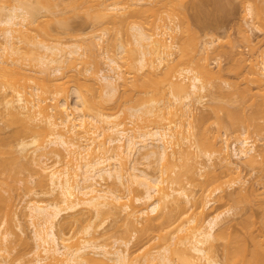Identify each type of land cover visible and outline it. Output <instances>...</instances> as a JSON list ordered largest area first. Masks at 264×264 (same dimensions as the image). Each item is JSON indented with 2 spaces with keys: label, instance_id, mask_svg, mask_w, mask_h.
Returning <instances> with one entry per match:
<instances>
[{
  "label": "bare ground",
  "instance_id": "obj_1",
  "mask_svg": "<svg viewBox=\"0 0 264 264\" xmlns=\"http://www.w3.org/2000/svg\"><path fill=\"white\" fill-rule=\"evenodd\" d=\"M12 1V4H7L8 0H5L6 4L4 3V5L3 1H0V4L2 3V6H0V116L2 115L3 117L2 111L7 113L8 117L5 120L8 125L15 126L12 131L14 136L19 137L21 135L22 137L25 134L28 138H25V136L20 137L17 149L16 147L13 148L12 142H9L11 139L8 138L9 135H6L8 133L5 134L7 137L2 135L3 137L0 139V263L4 261L7 264L5 260L7 256H10V251L12 252L14 249H11L12 247L9 248L12 243L13 245L15 244L14 238L13 240L10 238L15 233L11 229V221L16 220L19 230L22 232L21 234L24 235L26 228L24 227L25 223L23 224V218L26 217L29 223L25 222L29 224V227L31 226V241L33 240L32 242L34 243L29 245V239L28 241L25 239L29 238L27 236L19 238L20 242H22V238L23 240L25 239L21 244L24 245L25 249L27 247L29 249L26 251L19 249V252L14 256L15 258L12 257L13 264H16V262L18 264H264V241L261 238L260 243H258L259 234L257 235L259 238H256L257 236L252 234L253 231H250L252 230L251 224L255 221L252 219L253 212L250 211L251 209L247 207L240 209L242 210L240 213L242 217L239 216L242 219L237 224L243 227L240 231H243L244 236L239 234L238 237L230 232L229 229H232V227H218L220 225L219 222L222 220L221 218H223L222 216H226V213L230 214L232 208L226 212L218 211L215 214L211 210V204L216 200L214 195L218 194L216 198L220 199V201L224 199L223 196L225 194L223 195L222 193L223 179L226 177L231 180L233 178L237 180L242 178V169L239 162L244 163L250 169L257 170L260 174L258 179L264 183V143L256 148V140L259 141L261 139V142L264 140V50L258 52L256 51L257 45L254 46L256 47V50L253 49L254 61L248 58L251 72L247 69L248 72L244 76H241V70V74L239 73L244 79L249 76V72L252 73L253 77L251 75V78L255 82L254 84H257V88H260L259 92L253 94L252 91L251 93L250 91H245L246 93H243L244 87L242 89L243 94L240 91L241 94L237 95L239 98H234V93L236 96L237 91H233L234 86L231 87L232 85H230L232 92H234L233 96L231 95L232 93L228 96L229 93L225 94L226 92L223 91V95L221 96V93L220 95L218 94V100H215L211 105L214 115L211 118L209 113L210 117H208L212 120H209V122L215 123V125L213 124L215 130L212 128V131L211 127H207L209 125L205 115V118L202 116V119L198 120L200 121V123L198 122L200 129L198 127L196 129L199 130V133L195 131L196 129L192 130V132L190 130L195 127L190 126L191 123L189 122V119L193 118L191 107L195 106L193 105L194 103L203 101L206 96L204 91L206 92V85L209 82L205 83L204 81L208 80L209 78L207 79V77L212 76L215 72H211L212 70L207 66V63V65L203 64L200 67L201 69L198 73L199 68L194 66L195 69L191 62L197 54L194 57L190 54L192 59L190 57L189 59L191 61L188 60V65L187 62L184 63L189 56L187 48L182 41L179 44L172 42L170 34L168 35V31L175 32L179 26L172 28L167 22V25H162L161 29H164L162 31L160 25L155 27L154 25L156 24L152 23L154 29L152 33H148V30H144L145 28H142L141 25L132 24L128 26L131 32V35L129 34L131 37H129L132 40L125 39L126 45L130 41V44H128L130 46L126 47V49L122 45L123 43L118 42L121 40V37L117 36L119 30L115 31V27L118 29L117 24L121 26L120 23L116 24L115 22L121 20L118 15L123 13L120 11L123 10L122 6L120 8L115 1L111 4L108 3V5L105 2L106 6L104 9L106 8L109 14L108 18L110 17L112 21L106 20L107 16L104 18H106L107 22L111 21L113 30L109 28L112 32L111 30L108 31L107 26V30H105L106 28L103 29L102 34H94L91 37V41L94 44L93 46L99 45V41L106 36L108 42H105L109 43L108 46L111 48L112 55H110V52L104 53L105 68L101 69L100 72L98 71L99 74L93 75L94 73L90 72L89 68L81 69L82 72L76 66L81 61V64H83L82 58L86 54V52L83 53V49L81 51V47L77 44L67 45V49H64L61 48L62 44L58 36H56L58 42L56 41L57 43L54 45L36 40L35 37L38 34L31 36V31H35L32 27L34 28L35 23H38L36 20L38 18L42 20L43 18V14L42 17L40 15L41 10L45 9L44 12L47 16V12H50V8L47 9V7L52 5L48 4L45 8L42 3H45L46 0H41L40 4L37 3V0V2L35 0L34 2L32 1V4L30 3L31 0ZM243 1L241 0V5L243 3L246 4L245 9H243L248 15L247 17H251V20L252 18L259 20L260 16L261 18L264 16L257 14L256 8L259 5V3L258 5L256 3L257 0ZM261 1L264 2V0H259V2ZM58 2L60 3V1ZM62 2V5L67 4V1ZM33 3L35 4L33 5ZM96 3L99 4L100 2L98 3L97 0ZM37 4L42 9H38L39 5ZM76 4L70 3V6H67L69 8L68 12L71 9L74 12L75 6L78 5ZM62 5L60 4L57 7L58 11ZM81 5H84V3ZM81 5L76 8L84 7ZM95 5H92L93 8ZM54 6L56 8V5ZM62 7L64 8L66 5ZM62 7L61 12L64 10ZM101 7V5L98 7L100 11L103 9ZM259 7L258 10L260 11ZM76 8L75 10L78 11L79 9ZM89 8L90 3L86 9ZM94 9L93 11H95ZM50 10L53 11L55 9ZM106 10L103 13H107ZM87 13L90 14V10ZM94 13V15L99 14L97 10ZM62 14L60 15L62 16ZM63 15L66 14L64 13ZM75 15H77V12H75ZM100 15L102 19L99 21H104L102 16L104 14ZM90 16H93V14ZM47 17H50L49 14ZM91 18L96 20V17ZM113 18L116 19L113 20ZM52 19L54 18L52 17ZM66 20L68 21V19ZM60 21L63 24V19H60ZM153 22L156 21L153 20ZM33 23L34 25L32 26ZM111 23L108 24L110 27H112ZM249 24L244 23L238 26L243 38L242 41L244 40L247 44L252 43L253 40L246 29L250 27ZM38 25L41 27L40 23ZM66 25L69 26L68 23ZM47 27L46 29H48ZM65 29L68 30L67 27ZM44 31L46 32L45 29ZM29 32L31 39L34 37L35 41L31 40L34 43L29 42L30 37H26ZM47 32L52 33L49 30ZM38 36L40 37V34ZM49 37L48 35L47 38ZM52 37L53 35L50 38L53 39ZM198 37L200 38V36ZM201 39L196 40V43L199 41L200 45L199 43L196 45L194 43L195 46L193 47L195 50H191L193 53L197 51L199 54H204V52L206 54L207 49L214 42L206 39H202L203 41L200 42ZM21 42L24 46H20ZM27 43L29 46L32 44L34 48L31 46L27 47ZM28 48L29 50L32 48L29 53L27 52L29 51ZM172 48H175V50L178 48L177 51L179 50L178 61L176 60L175 62L177 63L171 67L172 75H170L171 71H167L168 73L166 72L165 76L163 73V78H160L161 69L158 71V68L161 64L164 65L163 62H170V57L174 54L170 51ZM24 51L28 54H25ZM125 51H127L129 61L124 60V65H130L135 62L138 69L145 70L143 72L147 73L145 74L146 77L154 75L153 77L156 78L158 76L160 85L155 84L158 90H156V86L154 89L152 84L155 78L153 80L151 79L152 77H147L146 81L144 80L146 77L141 76L144 78V82H139V77H136L138 79L133 82H129L127 78H124L122 74L123 61L121 60V62L117 59L118 57L122 59L124 56L121 55ZM22 52H24L23 55L25 54V59L31 52L33 54L30 56L32 60L29 57L32 62L27 58L29 60H27L28 67L27 64L22 63L24 59L21 58L23 56ZM242 59L240 56L239 61L241 62ZM244 60H242V63H244ZM33 62V69L34 66L37 67H35L36 70L34 69L35 74L31 77L28 74L34 73V71L31 73L33 70L31 63ZM178 63L179 65L181 63L179 67L183 63L186 66H182L181 69L177 70ZM242 63L241 65L237 63V66H247H243ZM65 65L67 66L64 68ZM175 66H177V69ZM63 68L67 70L76 68L74 70L78 72L69 70L71 72L69 74L66 70V75L65 72H62ZM166 68H168L167 65ZM166 68L165 70H167ZM174 68L177 70V76L173 73ZM36 71L37 73L39 72V75L41 73L42 79L37 75V78L40 79L39 82L33 80L36 77H34ZM136 71L138 70L136 69ZM58 76L61 78L65 77L66 80L62 81V84L56 83L57 79H59ZM80 78L83 81L79 80ZM88 80L93 83H89ZM248 80L249 83H252L250 79ZM79 81L85 82L84 86L80 83L83 86L80 85L82 89L84 88L83 90L78 87ZM148 81L151 85L148 84ZM72 82L75 84L71 85ZM118 83L126 89L119 96H117L119 94L117 92ZM154 83L156 82L154 81ZM128 85L133 87V93L128 89ZM85 87L91 88H88V90ZM215 89H218L216 91L219 92L222 87L219 89L217 86ZM90 90L96 93V98L94 95V97L92 96L94 94L93 91H91L92 94L90 96L92 97L90 99L89 94H87L88 97L85 95ZM84 91H86L85 94ZM137 92L139 94L142 92L144 97L146 95H149V97L144 98L141 95L142 93L140 94L141 97ZM136 93L139 96L134 95ZM151 93L153 96L151 95L150 97ZM115 94L117 97H115ZM210 97L212 100V94ZM215 97L213 96V99H216ZM219 97H225L226 99L224 98V101L222 98V101H224L222 102ZM69 98L73 99V103H69ZM47 99L50 100V104L46 103ZM127 101H133L134 103L123 108V103L126 104ZM216 101H219V103H216ZM226 102L229 103L228 106L225 104ZM236 102L238 103L237 105ZM107 103L113 105L110 106L108 104V107V105L106 106ZM232 103L235 105H232ZM220 112H222L223 116ZM121 114L125 115L121 117ZM2 119L0 117V121L3 123L4 120ZM116 119L118 120L116 121ZM194 119L197 122L196 116ZM210 124L212 125V123ZM193 125L196 126L197 123H193ZM228 132L238 134L235 137L233 135L235 142H233L232 149H230L231 153L225 145L224 136ZM253 134L257 135V139H254L255 135L252 137ZM192 137L194 139L192 140L193 143L191 141ZM3 138H6L5 141ZM260 141L259 144L261 143ZM190 147H193L195 151L189 150ZM233 156L239 162L232 161ZM214 157L215 159H213ZM140 159L145 161L146 169L141 165ZM212 161H214L213 166L219 165V169L206 172L204 178L201 172L208 167L205 166L208 162H210V165H207L212 167ZM19 163L25 165L21 166L25 167L24 169L28 168L27 166H29L28 170L31 171L33 169L32 171L36 175L32 176L35 179L33 181L36 182V187L42 189L38 188L39 192L36 193L37 195L48 196V200L43 203L41 199V202L34 199H24L26 200L25 205L22 206L20 212H17L13 210L14 200L10 191H12V183L14 180L17 181V175L20 173L18 171H20L21 167L16 170ZM32 171L31 173H33ZM199 174L204 179H198ZM99 179L100 181H110V183H107V186L108 184L110 186H106L107 189L98 188ZM235 181L233 182L240 183L241 179ZM189 186L190 188H196L198 194H194L192 189H187ZM254 191L255 189L252 187L248 189L240 186L237 191L239 196L237 197V202L250 203L251 198L256 197L257 193L255 194ZM253 193L255 196L251 197ZM261 208L264 209V207ZM208 209L212 211L213 215L210 211V213L208 212ZM62 214L67 216V220L63 221ZM88 214L89 216L83 221ZM60 217L63 224L67 222L72 223L70 226L75 224V227L72 226L73 228L80 226L79 230L72 229L73 232L76 231V234L72 232L73 235L66 236L62 229L56 232V223ZM68 217L72 219V222ZM106 219L113 221L115 228L113 232H108L112 234L117 232L114 236H117L116 238H113L111 233L107 235L103 231L106 228H103L104 223L108 221ZM261 221L264 223V219ZM76 223L78 226H76ZM140 223H142L141 227H138ZM250 227L251 229L249 230ZM166 229L169 230V232L167 230L168 233L162 232ZM100 230L104 233H101ZM101 238L103 239L101 240ZM155 238H158V242L153 245L149 243L151 246L146 247L148 242ZM132 241L134 243L143 242L141 246L146 248H144L145 250L141 253V256L130 253L129 247ZM218 242L223 249V256L221 255L223 259H220L221 261L216 258L215 254L216 247L219 245L217 244ZM21 244L19 245L21 246ZM141 246L140 248H143ZM4 253L6 255H3ZM140 258L142 261H140Z\"/></svg>",
  "mask_w": 264,
  "mask_h": 264
},
{
  "label": "rangeland",
  "instance_id": "obj_2",
  "mask_svg": "<svg viewBox=\"0 0 264 264\" xmlns=\"http://www.w3.org/2000/svg\"><path fill=\"white\" fill-rule=\"evenodd\" d=\"M2 3H3V5H4V3L6 4V2H4L5 0H0ZM7 1V0H6ZM12 0H8V2H7V4H12L13 3V1L11 2ZM29 1V0H28ZM32 1L34 2V0H31V4H32ZM38 1V2H37ZM35 0V2H37V3H39L40 4V2H41V0ZM43 1V0H42ZM47 1V0H46ZM46 1H45V3H46ZM49 1V2H48ZM47 1V5L45 4V3H42V4H44V7L45 6H48V4H50V5H52V6H48L47 7V9H55V10H53V11H55L54 13H53V11H51L50 9H49V11L50 12H47V10H46V12L49 14V16L50 17H47L48 16V14H47V16H46V13L44 12L45 11V9H43V10H41V17H42V14H43V18H42V20H41V18H38L36 21L38 22V23H40V25H41V27L38 25V23L36 24L35 23V27L33 28L32 27V29L33 30H37L39 27L41 28V30L39 31V29L37 30L38 31V33H37V31L35 32H33V31H31V33H32V35L31 36H36L37 34L39 35L40 34V37L38 36H36L35 37V39L37 40H39V41H43V43H45V44H49V45H54V44H56L57 42H58V38H59V40L61 41L60 43L62 44L61 45V48H64V49H67L66 48V46L67 45H72V44H77L78 46H80L81 47V51H82V49L84 50L83 51V53L84 52H86V54L84 55V57L82 58L83 59V64H81L82 63V61L81 62H78V64L76 65L77 67H78V69H83L84 70V68H89L90 69V72H92V73H94L93 75H96V74H99L98 73V71L100 72V70L101 69H103V68H105V59H103V55H104V53H108V52H110V55H112L111 53H112V51H110L111 50V48H110V46H108V44L109 43H107L108 42V38L106 39L105 37H103L102 38V40L101 41H99V45H95V46H93L94 44L92 43V41H91V37L94 35V34H96V35H98V34H102V30L103 29H105L107 26H108V31H110L112 28H113V24L111 23V21H112V19L110 18H108V11L106 10V8L104 9V7L106 6L105 5V2H107L106 4L108 5V3L109 4H111L112 2L114 3V1L116 2V4H118V6L120 7V6H122V9L123 10H120L121 12H123L122 14H120V15H118V16H120L119 17V19H121V20H123V21H117V22H115V21H113V22H115L116 24L117 23H120L121 24V26L123 27V29H122V27L120 26V25H118L117 24V28L118 29H116V27H115V31L117 30H119L118 32H119V34L117 35V33H116V35L118 36V37H121L120 39L121 40H119L118 41V39H117V41L118 42H120V43H123L122 45L126 48V47H128V46H130V45H128V44H130V41L132 40V38H130L131 36V32H130V27H128V26H130V25H132V24H139V25H141V27L142 28H145L144 30H148L147 32L148 33H152V30L154 29V26L156 27L157 25H160L161 27H160V29L163 27L162 25L163 24H165V25H167V22L170 24V26H172V28H174L175 26H179L178 27V30L177 31H172V32H170V31H168V35L170 34V37H171V41L172 42H175V44L176 43H178L179 44V42L180 41H182L183 43H184V46L187 48L186 50L189 52V56H188V59L186 60V57H185V60L186 61H184V63H186L187 62V65H188V60H190L191 61V57H190V54H192V56L194 57L195 56V54H197L195 57H194V60L192 59V63H193V67L195 66H197L198 68H199V70H198V73H199V71H200V67H202L203 66V64L204 65H207V63H208V67H210V70H212L211 72L212 73H214L215 72V74H213L212 76H210V77H207V79L208 80H206V81H204L205 83L207 82V81H209L207 84L208 85H206L207 86V89H206V92L208 93H206L205 91H204V95H206L205 96V98L203 99V101H201L200 103H194L193 105H195L194 107H191L192 108V117L193 118H190L189 120V122L191 123L190 124V126H192V127H195V128H192L190 131H192V130H195L197 127L200 129V125H199V123H200V121H198V120H201L202 119V116H203V118H205V115H206V121L208 122V125L209 126H207L208 128H210L211 127V130H212V128H213V130H215L214 128V126H213V124L215 125V123H213V122H209V120H211V118H212V115H214V112H213V110L211 109V105H212V103L213 102H215V100H218L217 98H218V94L220 95V93H221V96L223 95L222 93H224L223 91H225L226 93L225 94H227V93H229L228 94V96L231 94L232 96H233V93L234 92H232V89H231V87H235L236 88V90H235V88L233 87V91H237L236 93V96H235V93H234V98H237L238 96H239V94H241L242 93V89L244 88V91H243V93H246L245 91H250V93H251V91H252V93L253 94H255V92L256 93H258L259 92V90H260V88L258 89L257 88V84H254L255 82H253V79L251 78V75H252V73H250L251 71H250V68H249V59L251 60H253L254 61V55H253V49L254 50H256L255 48L257 47V50L256 51H260V50H264V47H262V46H264V44H262V43H264V20H262V19H264V16H262V18H261V16L259 17V20L257 19V18H252V20H251V17L249 18V17H247L248 15L245 13V6H246V4H244L243 3V5H241L242 3H241V0H98V3L99 4H97L96 2H97V0H86V2L88 3H90V8L89 9H86V8H88L89 7V3L87 4L86 2H85V0H70V1H68V0H62V1H67V4L69 3V5H67V4H65L66 5V7H62V6H65V5H62L63 4V2L61 1V0H57L56 2H58V1H60V3L58 2V3H56L55 2V0L54 1H52V0H48ZM84 1V2H83ZM240 1V2H239ZM258 1V2H257ZM256 1V3H257V5H258V3H259V5L257 6V8H256V10L258 11V13L257 14H260V15H264V13H262V12H264V4H262V3H264V2H259V0H257ZM11 2V3H10ZM62 2V3H61ZM73 2V4H78V5H81L82 3H84V5H81V6H84V7H81V8H76L77 6H75V8L76 9H79L78 11L77 10H75V8H74V12H72L73 11V9H71V10H69L70 12H68V7L70 6V3H72ZM80 4H79V3ZM118 2V3H117ZM2 3L0 4V6H2ZM64 3H66V2H64ZM35 3H33V5H34ZM39 4H37V5H39ZM62 5V6H60L59 7V11H58V6L59 5ZM87 4V6H85ZM95 5V4H97V5H95V9L93 8V6L92 5ZM32 5V6H33ZM37 5H36V7H37ZM54 5H56V8H55V6ZM100 5L102 6L101 7V9L103 10H101L100 11V9L98 8V7H100ZM6 6V5H5ZM68 6V7H67ZM98 6V7H97ZM244 6V7H243ZM259 6H261V7H259ZM42 7H43V5H42ZM52 7V8H51ZM61 7H62V9H64L63 11H65V12H63V14L65 13L66 15H63L62 14V12H61ZM95 10V11H93V9ZM97 7V8H96ZM258 7H259V9H260V11L258 10ZM34 8H35V6H34ZM38 9L39 8H41V6L39 5V7H37ZM46 8V7H45ZM67 8V9H66ZM83 8V9H82ZM85 8V9H84ZM121 8V7H120ZM244 8V9H243ZM37 9V10H38ZM42 9V8H41ZM82 9V10H81ZM85 10V11H84ZM88 10V11H87ZM89 10H90V14H88L87 12H89ZM96 10L99 12V14L97 13L96 15H98V16H96V15H94L95 13L94 12H96ZM104 10H106L107 11V13H103L104 12ZM58 13H57V12ZM93 13H92V12ZM120 11H118V12H120ZM256 11V12H257ZM262 11V12H261ZM61 12V13H60ZM75 12H77V15H75ZM260 12V13H259ZM52 13V14H51ZM62 14V16H63V18H62V16L60 15V14ZM68 13V14H67ZM87 14H88V16H87ZM93 14V16H90V15H92ZM100 14H104V15H102L103 16V20L104 21H99L100 19H102L101 18V15ZM105 14H107V15H105ZM119 14V13H118ZM246 14V15H245ZM100 15V16H99ZM122 15V16H121ZM157 15V16H156ZM60 16H61V18H60ZM65 16V17H64ZM67 16V17H66ZM105 16H107V19L106 18H104ZM118 16H117V18H118ZM141 18H139V17ZM52 17L54 18V19H52ZM91 17H96V20H95V18L93 19V18H91ZM100 17V18H99ZM116 17V16H115ZM122 17V18H121ZM147 17V18H146ZM51 19L50 21H48L49 19ZM57 18H59V19H57ZM70 18V19H69ZM99 18V19H98ZM139 18V19H138ZM171 18V19H170ZM260 18H261V20H260ZM60 19H63V24H61L62 22L60 21ZM66 19H68V21L66 20ZM98 19V20H97ZM111 20L109 23H111V25H112V27H110V25H108L109 23L106 21V20ZM114 19H116V18H113V20ZM144 19V20H143ZM39 20V21H38ZM57 20V21H56ZM94 20V21H93ZM153 20L154 21H156V22H153ZM259 22H258V21ZM42 21V22H41ZM44 21V22H43ZM95 21H97V22H95ZM138 21V22H137ZM149 21V22H148ZM150 21H152V22H150ZM158 21V22H157ZM57 22V23H56ZM99 22H101V23H99ZM145 22V23H144ZM249 22H250V24H249ZM46 23V24H45ZM58 23H60L59 25H58ZM65 23V24H64ZM69 24V26L68 25H66V24ZM151 23V24H150ZM152 23L154 24H156V25H152ZM244 23H248L249 24V26L250 27H247L246 29L248 30V32H249V34H250V36L252 37L251 39H253L252 40V43H253V45H251L252 43H246L244 40L242 41V36H241V34H240V32H239V29H238V26L240 25V24H244ZM48 24V25H47ZM57 24V25H56ZM142 24H143V26H142ZM149 24V25H148ZM34 25V23L32 24V26ZM37 25V26H36ZM66 25V26H65ZM151 25H152V27H151ZM247 25V24H246ZM246 25H245V27H246ZM48 26V27H47ZM61 26V27H60ZM64 26H65V28L67 27L68 28V30L67 29H65L64 28ZM114 26H116L115 24H114ZM120 26V27H119ZM126 26V27H125ZM244 26V25H243ZM31 27V26H30ZM36 27H38V28H36ZM46 27L48 28V29H46ZM151 27V28H150ZM36 28V29H35ZM60 28H64L65 29V31H64V29H60ZM109 28H111V29H109ZM128 28V29H127ZM147 28V29H146ZM150 30H149V29ZM31 29V30H32ZM44 29L46 30V32L44 31ZM71 29V30H70ZM122 29V30H121ZM160 29H158V31H160ZM52 31V33L51 32H47V31ZM61 30V31H60ZM70 30V31H69ZM105 30H107V28L105 29ZM104 30V31H105ZM113 30V29H112ZM112 30H111V32H112ZM128 30H129V33H128ZM162 30V29H161ZM164 30V29H163ZM162 30V31H163ZM45 32V33H43V32ZM63 31V32H62ZM108 31H107V33H108ZM124 31V32H123ZM127 31V32H126ZM151 31V32H150ZM41 32V33H40ZM65 32H67V33H65ZM123 32V33H122ZM126 32V33H125ZM51 33V34H50ZM63 33H65V34H63ZM46 36H45V35ZM69 34V35H68ZM121 34H122V36H121ZM130 34V35H129ZM29 35V36H28ZM28 35L26 36L27 38L28 37H30V32L28 33ZM52 36L53 35V39H51L50 37L49 38H47V36ZM167 35V36H168ZM42 36V37H41ZM56 36H58V38L56 37ZM108 36V35H107ZM130 36V37H129ZM166 36V37H167ZM172 36H173V39H172ZM197 36V37H196ZM198 36H200V38L198 37ZM123 37H124V39H123ZM129 37V38H128ZM165 37V36H164ZM34 38V37H33ZM32 38V39H33ZM42 38H43V40H42ZM44 38H47V39H44ZM175 38V39H174ZM206 39V40H213L214 42H213V44L210 46V48H208L207 50H205V51H207L206 52V54H205V52H204V54H199V52L197 53V51H195V53H193L192 51H194L195 50V48L193 47V46H195L196 44H198L199 43V41L196 43V40L198 39V40H200V39ZM30 39V40H29ZM28 40H29V42L32 40L31 39V37L29 38ZM41 39V40H40ZM104 39V40H103ZM125 39H129L130 41H128L127 43V45H126V40ZM201 39V41L200 42H202L203 40ZM27 40V39H26ZM25 40V41H26ZM34 40V39H33ZM49 40V41H48ZM174 40V41H173ZM35 41V40H34ZM34 41H31V42H33L34 43ZM45 41V42H44ZM57 41V42H56ZM105 41H107V42H105ZM28 42V41H27ZM28 42V43H29ZM181 42V43H182ZM24 43H26V42H24ZM28 43H27V45H28ZM194 43H195V45H194ZM30 44V43H29ZM21 45H23L24 46V44L21 42L20 43V46ZM106 45V46H105ZM199 45H200V43H199ZM198 45V46H199ZM257 45V46H256ZM258 45H259V47H258ZM26 46V45H25ZM31 47H32V44L30 45ZM29 45L27 46V47H30ZM253 46V47H252ZM254 46H256V47H254ZM88 47V48H87ZM193 47V48H192ZM252 47V48H251ZM32 48H34V47H32ZM32 48H30V50H29V48H28V50L29 51H27L28 53L31 51V49ZM36 48V47H35ZM107 49V51H106V49ZM192 48V49H191ZM198 48V50H200V48L199 47H197ZM197 48H196V50H197ZM24 49H26V47H24ZM127 49V48H126ZM178 49V48H177ZM177 49L175 50V48H172L170 51L172 52V53H174V54H172V56L170 57L171 58V60H170V62H168V61H166L167 63H165V62H163L164 63V65H162L161 64V66L158 68L159 70L158 71H160V69H161V71H160V75H159V77L160 78H163V73H164V76H165V73L168 71H171V67H172V65L174 66L175 65V63H177V62H175L178 58V55H179V50L177 51ZM194 49V50H193ZM33 50H35V49H33ZM192 50V51H191ZM25 52V51H24ZM24 52H22V55H23V53ZM27 52H25V54H28ZM188 52H187V54H188ZM191 52V53H190ZM102 53V54H101ZM178 53V54H177ZM202 53V52H201ZM24 54V55H25ZM31 54H32V52L27 56V58H29L30 56H31ZM124 54V55H123ZM20 55H21V52H20ZM23 55V56H24ZM33 55V54H32ZM253 55V56H252ZM21 57L22 59H23V62L22 63H24V64H27V67H28V62H27V58L25 59V56L24 57ZM121 56H124V57H122V59H120L119 57H118V59L117 60H119V61H121L122 62V74H123V76H124V78H127L128 79V81L129 82H133L135 79H136V77H139V79L140 80H138L139 82H144V80H146L147 81V77H152L151 79H153L154 80V78L155 77H153L152 75L150 76H147L146 77V75L145 74H147L146 72H143V71H145L144 69H138V66H137V64L134 62L133 64H125L124 65V60H127V61H129V59L127 58V56H128V54H127V51H125V53L123 52L122 53V55ZM241 56V59L242 58H244V59H242V60H244V63H242V60H241V62L239 61V57ZM243 56V57H242ZM15 57V56H14ZM32 57H34V56H32ZM175 57H176V59H175ZM189 57L191 58V59H189ZM237 57H238V59H237ZM246 57V58H245ZM16 58V57H15ZM31 58V57H30ZM30 58H29V60H30ZM127 58V59H126ZM173 58V59H172ZM249 58V59H248ZM248 59V60H247ZM28 60V61H29ZM31 60H32V58H31ZM30 60V62H32ZM33 60H34V58H33ZM237 60V61H236ZM246 60H247V62H246ZM35 61V60H34ZM80 61V60H79ZM118 61V62H119ZM172 61V62H171ZM178 61V60H177ZM189 61V62H190ZM249 61V62H248ZM36 62V61H35ZM205 62V63H204ZM169 63H170V65H169ZM184 63H183V65L182 66H184ZM237 63L239 64V65H241V63H242V65L243 66H245V65H247V66H245V67H240V66H237ZM202 64V65H201ZM33 65H34V62L33 63H31V66H32V69H33ZM36 65H37V62H36ZM166 65H167V67L168 68H170V69H168V68H166ZM180 65H181V63H180ZM179 65V63H178V67L177 66H175V68L177 69V70H179V68L181 69L182 68V66L181 67H179L180 66ZM189 65H191V63H189ZM199 65H201V66H199ZM38 66V65H37ZM37 66H34V69L36 70V68L35 67H37ZM67 65H65L64 66V68L66 67ZM164 66V67H163ZM186 66V65H185ZM184 66V67H185ZM192 66V65H191ZM190 66V67H191ZM235 66H237V67H235ZM29 67H30V65H29ZM40 67V66H39ZM81 67V68H80ZM138 70V71H136V69ZM194 67V68H195ZM62 69V72H65L67 69ZM165 68L167 69V70H165ZM173 69L174 71H173V73L177 76V70L176 69ZM194 68H193V70H194ZM197 68V69H198ZM231 68V69H230ZM234 68V69H233ZM236 68V69H235ZM238 68H239V71H238ZM34 69L31 71V73L34 71ZM39 69V68H38ZM74 69H76V68H74ZM73 69V70H74ZM196 69V68H195ZM218 69V70H217ZM247 69H248V71H250L249 72V76H247V74H246V76L247 77H249V78H247V80H246V78L244 79L243 77H241V76H244V74L246 73V72H248L247 71ZM70 70V69H69ZM69 70H67L68 71V73L70 72V71H73L72 69L69 71ZM97 70V71H96ZM157 70V69H156ZM164 70V71H163ZM176 70V71H175ZM240 70H241V73L243 74H241L240 73ZM246 70V71H245ZM82 71V70H81ZM94 71V72H93ZM157 71V72H158ZM195 71V70H194ZM214 71V72H213ZM238 71V72H237ZM243 71V72H242ZM74 72H78L77 70L75 71L74 70ZM73 72V73H74ZM83 72V71H82ZM135 72V73H134ZM137 72V73H136ZM139 72V73H138ZM143 72V73H142ZM167 72V73H168ZM39 73V72H38ZM37 73V71H36V75H34V77H35V79H33V80H37V82H39L40 81V79L39 78H37L38 76H40L41 75V73H40V75ZM71 73V72H70ZM69 73V74H70ZM72 73V74H73ZM159 73V72H158ZM158 73H156V74H158ZM197 73V72H196ZM216 73H217V75H216ZM239 73L241 74V76L239 75ZM33 74H35V71H34V73H32V74H28L29 76H31V77H33ZM65 74L67 75V73L65 72ZM68 74V75H69ZM125 74V75H124ZM138 74V75H137ZM173 74V75H174ZM218 74H220L219 76H218ZM38 75V76H37ZM77 75V74H76ZM91 75V74H90ZM168 75V74H167ZM170 75H172V71H171V73H170ZM214 75H215V77H214ZM241 77H239V76ZM141 76H143L144 78H142ZM162 76V77H161ZM46 77V76H45ZM94 77H96V76H94ZM220 77H222V78H220ZM252 77H253V75H252ZM37 78V79H36ZM40 78H41V76H40ZM44 78V77H43ZM58 78L59 79H57V82L56 83H61L62 84V81L64 82L65 80H66V78L65 77H62L63 78V80H62V78L60 77V76H58ZM61 78V79H60ZM82 78V77H81ZM79 79V80H81V81H83L82 79ZM141 78H142V80H141ZM157 78V79H156ZM156 78H155V82L156 83H154V81H153V87H154V89H155V84H159V81L158 80H160V78L158 79V76H156ZM39 79V80H38ZM42 79V78H41ZM138 79V78H137ZM136 79V80H137ZM144 79V80H143ZM151 79H149L151 82H152V80ZM205 79V78H204ZM211 79V80H210ZM248 79H250L251 81H252V83L250 82L249 83V80ZM41 81H43V80H41ZM81 81H79V85H78V87H81L82 85L84 86L85 84V82L83 83V82H81ZM89 81V80H88ZM87 81V82H88ZM77 82H78V80H77ZM91 81H89V83H90ZM149 82V81H148ZM247 82V83H246ZM74 82H72V84L71 85H74L73 84ZM82 85H81V84ZM91 83H93V82H91ZM122 83H123V81H122ZM235 83V84H234ZM87 84V83H86ZM149 85H151L150 84V82L148 83ZM214 84V85H213ZM218 84V85H217ZM76 85V86H77ZM81 85V86H80ZM88 85V84H87ZM86 85V86H87ZM123 85V84H122ZM130 85V84H129ZM127 86L128 87V89L130 90V92L131 93H133V90H132V86ZM160 85V84H159ZM221 85V86H220ZM230 85H232L231 87H230ZM255 85V86H254ZM82 86V87H83ZM89 86V85H88ZM119 86V87H118ZM118 86H117V92H119V94L116 92V94H118L117 96H119L121 93H123L122 91H124V90H126V89H124V86H121V84L120 83H118ZM217 86L219 87V89H220V87H222V89H220L219 90V92L218 91H216V90H218V89H215V88H217ZM82 87H81V89H82ZM158 87H160V86H158ZM210 87V88H209ZM213 87H215V88H213ZM256 87V88H255ZM86 88V87H85ZM89 88V87H88ZM88 88H86V89H88ZM91 88V87H90ZM89 88V89H90ZM126 88V87H125ZM156 88H157V86H156ZM80 89V90H81ZM84 89V88H83ZM82 89V90H83ZM88 89V90H89ZM210 89H212V90H210ZM239 89V90H238ZM241 89V90H240ZM246 89H248V90H246ZM257 91H256V90ZM95 90V89H94ZM156 90H158V88L156 89ZM156 90H155V92H156ZM29 91H31L30 89H29ZM91 91H93V90H90V92L89 91H87V93H86V91H84V94L85 95H87V94H89V99L94 95L95 96V98H96V93H97V91H96V93L93 91V93L94 94H92L91 93ZM239 91V92H238ZM240 91H241V93H240ZM83 92V91H82ZM89 92V93H88ZM217 92V93H216ZM1 93H3V92H1ZM138 94H139V92H137ZM137 93L136 94H134V95H137ZM142 92H140V94H141ZM209 93H210V95H209ZM242 93V94H243ZM92 94V96H90ZM116 94H115V97H117L116 96ZM139 94V95H140ZM145 94V93H144ZM147 94V93H146ZM149 94V93H148ZM211 94H212V100H211V97L209 98V96H211ZM215 94V95H214ZM224 94V96L226 97V95ZM123 95V94H122ZM139 95H137V96H139ZM141 95H143V93L141 94ZM140 95V96H141ZM151 95L153 96V94L151 93L150 94V97H151ZM207 95H209V96H207ZM238 95V96H237ZM2 96V95H1ZM93 96V97H94ZM213 96H216L215 98L216 99H213ZM231 96V97H232ZM241 96V95H240ZM69 97H70V95H69ZM87 97H88V95H87ZM142 97V96H141ZM143 97H144V95H143ZM146 97H149V95H146L144 98H146ZM224 97V98H225ZM98 98V97H97ZM219 98H221V97H219ZM223 98V97H222ZM222 98L220 99L221 101H222ZM223 98V99H224ZM233 98V97H232ZM239 98V97H238ZM68 99V98H67ZM70 99V98H69ZM226 99V98H225ZM225 99H224V101H225ZM48 100V99H47ZM96 100H99V99H96ZM50 100H48L46 103H48V104H50V102H49ZM69 101V103L70 102H72L73 101V99L71 98L70 100H68ZM220 101V102H221ZM224 101H222V102H224ZM73 103V102H72ZM112 103V102H111ZM111 103H107L106 104V106L109 104L110 106L111 105H113V104H111ZM133 101H127L126 102V104L125 103H123V108H124V106L125 107H128V106H131V105H133ZM216 103H219V101L217 102L216 101ZM125 104V105H124ZM227 106H228V104L229 103H225ZM238 103L236 102V105H237ZM109 105H108V107H109ZM192 105V106H193ZM230 105H231V102H230ZM232 105H235V104H233L232 103ZM233 107V106H232ZM231 107V108H232ZM121 109H122V105H121ZM3 113V117H4V119H2L3 117H2V115L0 116L1 117V119L2 120H4L3 121V123L0 121V128H1V133H0V139H1V137H7L8 135H9V139H11L9 142L11 143L12 142V144H13V148H15L16 147V149H17V144H18V141L20 140V137H21V135H19V137H16V136H14L13 134H12V131H13V129H14V125H8L7 123H6V120H5V118H7L8 116H7V113L5 112V111H2ZM123 113H125V112H123ZM209 113H210V115H211V118L209 119V117H210V115H209ZM221 114H222V112H220ZM219 113V114H220ZM221 114H220V116H221ZM125 114H121L120 116L122 117V116H124ZM197 117V122L196 121H194L195 119H194V117ZM200 116V117H199ZM209 116V117H208ZM222 116H223V114H222ZM120 117V118H121ZM208 117V118H207ZM199 118V119H198ZM213 118H214V116H213ZM118 119H116V121H117ZM212 121V120H211ZM4 122H5V124H4ZM194 124H196L197 123V125L196 126H194L193 125V123ZM196 122V123H195ZM199 122V123H198ZM207 122H205V124H207ZM210 123H212V125L210 124ZM7 127V128H6ZM197 128V129H198ZM195 130L196 132H198L199 130ZM210 130V131H211ZM212 130V131H213ZM5 131V132H4ZM194 131V132H195ZM193 132V131H192ZM195 132V133H196ZM6 133H8V134H6ZM199 133V132H198ZM233 133V132H232ZM232 133H230V132H228L224 137H225V141H226V146L228 147V150H229V152H230V149H232V146H233V142H235L234 140H235V135H238V134H232ZM7 136H6V135ZM197 134V133H196ZM230 136H229V135ZM3 135V136H2ZM23 135V134H22ZM233 135H234V137H233ZM254 135H255V137H254ZM25 136V138L27 137L25 134L22 136V137H24ZM230 137V138H228V137ZM232 136V137H231ZM21 137V138H22ZM223 137V138H224ZM227 137V138H226ZM252 137H254V139H257V135L256 134H253L252 135ZM7 138V139H8ZM28 138V137H27ZM4 139V138H3ZM6 139V138H5ZM5 139H4V141H5ZM8 139V140H9ZM227 139V140H226ZM8 140H6V142H8ZM26 140H28V139H26ZM192 140H194L193 139V137L191 138V141ZM252 140H253V138H252ZM258 140H259V138H258ZM261 140V139H260ZM259 140V141H260ZM191 141H190V143H191ZM259 141H257L256 140V142H257V146H256V148L257 147H260L261 145H262V143H264V140H262V142L259 144ZM9 143V144H10ZM189 143V142H188ZM187 143V144H188ZM192 143H193V141H192ZM259 144V145H258ZM189 145V144H188ZM186 146V145H185ZM231 147V148H230ZM192 148V149H191ZM189 150H193V147H190V149ZM195 150H193V152H194ZM231 153V152H230ZM232 155V154H231ZM17 156V155H16ZM17 157H19V156H17ZM216 157V156H215ZM215 157L213 158V159H215ZM231 158H232V156H231ZM22 159H24V158H22ZM217 159V158H216ZM141 160V165L143 166V168L145 167V169H146V163H145V161H143L142 159H140ZM218 160V159H217ZM215 161V160H214ZM214 161H212L211 163H212V167H210L209 165V163L210 162H208V163H206V165L205 166H208V167H206L205 168V170L203 171L202 170V172H201V174H202V176H204V174H205V176H206V172L208 173L210 170H213V169H215V170H217V169H219V165L217 166H213L214 164H213V162ZM232 161H236V162H239V161H237L235 158H234V156H233V159H232ZM218 162V161H217ZM24 163V162H23ZM143 163V164H142ZM22 164V163H21ZM20 163L19 164H17L18 165V167L16 168V170H19L18 168H20L21 166H25V165H21ZM203 164H205L204 162H203ZM202 164V165H203ZM207 164H209V165H207ZM239 164H240V166H241V169H242V178H240L241 179V181H240V183L238 182H236V181H239V180H237V179H234L233 178V180H231L230 178H228V177H226V178H224L223 179V185H222V193H223V201H220V199H217L216 198V196L218 195H214L215 197H214V199H216V200H214V203L213 204H211L212 206H211V210L214 212L213 214H215V213H218V211L219 212H226L228 209H230V208H232V210L230 211V214H228V213H226V216L224 215V216H222L223 218H221L220 220V225H218V227H220V226H224V227H227V226H229V228L230 227H232V229H229L230 230V232L231 233H233L232 235H234V236H236L237 235V237L239 236V234H240V236H241V234H243V231H240L241 230V228H243L240 224H237L241 219H240V213H241V211L242 210H240V209H245L246 207L247 208H250L251 210V212H253L252 213V216H253V221L254 222H252L253 224H251V226H252V230H250L251 229V227L249 228V230L252 232L253 231V235H255V236H257L258 234H259V237L257 236L256 238H259V242L258 243H260V240H261V238H262V241H264V223H262V219H264V215H262V214H264V211H262V210H264V209H262L261 207H264V206H262V205H264V204H262V203H264V201H261V200H264V199H262V198H264V183H262V181L261 180H259L258 179V175H260L259 174V172L257 171V170H253V169H250V167H248L247 165H245L244 163H240L239 162ZM20 165V166H19ZM142 166H141V168H142ZM28 168H29V166H27ZM23 168V169H22ZM25 167H21L20 168V171H18V172H20V173H18L19 175H17V177L18 178H16V176H15V178L17 179V181L16 180H14V182L12 183V191H10V194L12 195V197H13V200H14V206H13V210L14 211H17V212H20L21 210H22V206L23 205H25V201L26 200H31V199H34L35 201H40L41 202V200H42V202L43 203H46V200H48L47 198H48V196H44V195H37V193L36 192H39V190H37L39 187H36V182H34L33 180H35V179H33L34 177H32L34 174H35V172H33L32 170V172L33 173H31V171L30 170H28V168H26V169H24ZM142 168V169H143ZM31 169V168H30ZM22 171V172H21ZM30 171V172H29ZM200 173V172H199ZM201 174H199L200 176H198L197 178L198 179H200V180H202V178L203 177H201ZM34 176H36V175H34ZM205 176H204V178H205ZM241 176V175H240ZM200 177V178H199ZM36 178V177H35ZM203 178V179H204ZM234 180H236L235 182L236 183H234L233 181ZM98 181V180H97ZM99 181H100V179H99ZM98 181V182H99ZM107 183H110V181H100L98 184V188H101V189H107V187H109L110 186V184H108V186H107ZM234 183V184H233ZM243 183V184H242ZM36 184V185H35ZM107 186V187H106ZM240 186H242V188H253V189H255V194H256V197L255 198H251V202L250 203H245V202H240V203H238L237 202V200H238V198L237 197H239L238 196V194H237V191H238V189H239V187ZM14 187V188H13ZM35 188H36V190H35ZM40 190H42L41 188H39ZM187 189H192L193 190V192H194V194H198V190H196V188H190V186H189V188H187ZM196 190V191H195ZM36 193V195H35V193ZM221 193V192H220ZM219 193V194H220ZM7 194V193H6ZM32 194H33V196H32ZM193 194V193H192ZM260 194V196H258ZM27 197H26V196ZM29 195V196H28ZM35 195V196H34ZM253 196H255L254 195V193H253V195L251 196V197H253ZM28 198V199H27ZM50 198H52V197H50ZM24 199H26V200H24ZM41 199V200H40ZM45 201V202H44ZM260 202H262V203H260ZM16 204V205H15ZM18 204V205H17ZM262 204V205H261ZM217 206H219V207H217ZM214 207V208H213ZM244 207V208H243ZM209 208V207H208ZM219 208V209H218ZM210 209H208V212L210 211ZM217 209V210H216ZM207 210V209H206ZM249 210V209H248ZM212 211H210L211 212V214H212ZM240 211V212H239ZM207 212V211H206ZM209 212V213H210ZM25 213V212H24ZM248 213H249V211H248ZM64 214V213H63ZM61 215V217H62V219H63V221H65V220H67L66 218H67V216L66 215ZM87 214V213H86ZM208 214V213H207ZM212 214V215H213ZM240 215V216H239ZM248 215V214H247ZM246 215V216H247ZM66 216V217H65ZM84 216V215H83ZM83 216H82V218H83ZM87 216H89V214L88 215H86L85 216V219H83V221L84 220H86V218H87ZM61 217H60V219L58 220V222L56 223V232H58V231H60V229H62V231H63V233L66 235V236H68V235H73L72 234V229L74 230V229H76V230H79V227H76V228H73V227H75V224L74 225H72V226H70V224H72V223H68L67 221V223H65V224H63V221H61L62 219H61ZM65 217V218H64ZM242 217V216H241ZM24 219V221H23V224H24V227L26 228V232H24V235L23 234H21L22 232L19 230V227H18V224H17V222H16V220L14 219L13 220V222L11 221V225H12V227H11V229L13 230V237H10V238H12V240H13V238H14V242H15V244L13 245V243H12V246H9V248H11V249H13L12 250V252L10 251V253H9V257L7 256V259L5 260L6 262H7V264H9V263H11V264H13L12 263V261H13V258L12 257H14V256H16V254H17V252H19L18 250L20 249H22V251H26V250H28L29 248L27 247L26 249H25V247H24V245L23 244H21V243H23V241H25V239H27V241H28V239H29V245L30 244H32L33 245V243L34 242H32L31 241V237H32V232H31V226L29 227V224H27L26 222H28L27 220V218L26 217H24L23 218ZM68 219H70V217H68ZM71 220V222H72V219H70ZM70 220H69V222H70ZM106 220H108V221H106V223H104V226H103V228L104 227H106L105 228V230H103V231H105V233H107V235H109L110 233L108 232V231H112L113 232V230H114V228H115V225H114V223H113V221L111 220V219H106ZM26 221V222H25ZM61 222V223H60ZM141 222V221H140ZM29 223V222H28ZM222 223V224H221ZM81 224V223H80ZM118 224H119V222H118ZM141 224L142 223H140V224H138V227H141ZM65 225V226H64ZM14 226V227H13ZM71 228H69V227ZM76 226H78L77 225V223H76ZM29 227V228H28ZM78 228V229H77ZM11 230V231H12ZM167 230L168 229H166V230H161L162 232H167ZM244 230V229H243ZM246 230V229H245ZM25 231V230H24ZM102 231V232H103ZM107 231V232H106ZM237 232V234H236V232ZM66 232V233H65ZM75 232V234H76V231H74ZM73 232V233H74ZM100 232H101V230H100ZM101 232V233H102ZM161 232V233H162ZM168 232H169V230H168ZM167 232V233H168ZM235 232V233H234ZM240 232V233H239ZM19 233V234H18ZM100 233V234H101ZM104 233V232H103ZM109 233V234H108ZM117 233V232H116ZM115 232L112 234L111 233V235H112V237L113 238H116V237H114L115 236V234H116ZM163 233V234H164ZM17 236H16V235ZM74 234V235H75ZM118 234H120V233H118ZM117 234V235H118ZM19 235H22V236H19ZM167 235V234H166ZM29 237V238H25L24 240H23V238L24 237ZM243 236H244V234H243ZM242 236V237H243ZM1 237V236H0ZM21 237H23L22 238V242H20L19 241V238H21ZM102 237H106V236H102ZM15 239H16V241H15ZM103 238H101V240H102ZM17 240H18V242H17ZM21 240V239H20ZM135 241V240H134ZM134 241H132L131 243L132 244H130V253H134L133 255H142L141 253L145 250L144 248H146L147 246L149 247V246H151V245H149V243L150 244H154V243H156V242H158V238H155L154 240H151V241H149L148 242V244L146 245V247L144 246H141L142 245V243L143 242H141V243H134ZM258 241V240H257ZM11 242V241H10ZM31 242V243H30ZM221 243V242H220ZM19 244H21V246L19 245ZM217 244H219V242L217 243ZM216 244V245H217ZM22 245H23V247H22ZM1 246V245H0ZM14 246V247H13ZM140 246L141 247H143V248H140ZM222 245H218L217 247H216V252H215V254H216V258L219 260V261H221L220 259H223V255H222V252H223V249H222V247H221ZM31 247V246H30ZM25 250H24V249ZM129 250V249H128ZM13 253H15V254H13ZM3 255H6V253H4ZM8 255V254H7ZM13 255V256H12ZM222 255V256H221ZM222 257V258H221ZM15 258V257H14ZM142 259H144L143 257H141ZM141 258H140V261H142L141 260ZM4 260V259H3ZM8 260H10V261H8ZM0 261H1V258H0ZM4 261H2L0 264H6L5 262L3 263ZM16 262V261H15ZM16 264H18V262H16Z\"/></svg>",
  "mask_w": 264,
  "mask_h": 264
}]
</instances>
